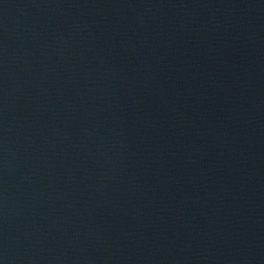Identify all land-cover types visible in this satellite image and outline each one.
<instances>
[{"label": "water", "instance_id": "water-1", "mask_svg": "<svg viewBox=\"0 0 264 264\" xmlns=\"http://www.w3.org/2000/svg\"><path fill=\"white\" fill-rule=\"evenodd\" d=\"M0 264H264V0H0Z\"/></svg>", "mask_w": 264, "mask_h": 264}]
</instances>
